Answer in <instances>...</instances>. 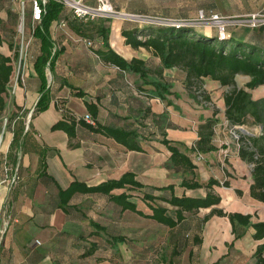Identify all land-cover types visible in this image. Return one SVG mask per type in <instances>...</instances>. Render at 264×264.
Returning <instances> with one entry per match:
<instances>
[{
    "label": "crops",
    "instance_id": "1",
    "mask_svg": "<svg viewBox=\"0 0 264 264\" xmlns=\"http://www.w3.org/2000/svg\"><path fill=\"white\" fill-rule=\"evenodd\" d=\"M7 7V0H2L0 23L6 21L7 15L6 18L4 15L7 14ZM62 22L64 19L55 20L51 25L52 52L59 53L53 70L49 67L46 69L52 99L47 109L31 118L32 127L19 153L22 178L13 190L11 210L5 215V219L9 218V225L0 244V264H151L153 248L157 247L160 240L152 239L150 227L140 236L141 231L133 232L128 227L111 230L97 219L113 215V211L137 212L122 209L119 203L101 192H77L62 208L58 205V185L66 188L72 181L78 180L87 186H96L109 180H118L125 173L132 172L144 187H134L128 183L123 188L113 189L111 193L118 195L126 192L129 200L136 202L138 209L146 214L152 213L143 198L147 192L157 196L154 203L159 204L158 199H161L159 205L172 208L174 212V207L161 198H169L172 192L166 188L159 189L161 186L173 185L177 195L206 196L209 187H185L181 184L184 177L166 166L171 151L162 141L165 135L161 133L153 114H165L164 120L169 123L165 127L167 139L190 147L199 138V124L212 117L214 107H217L218 122L213 143L219 149L200 152L201 158L197 157L196 152H188L196 168L194 171L183 167L177 170L188 172L190 180L204 183L210 178L222 182L228 179L229 186L213 185V191L221 196L220 203L215 206L225 212L251 214L252 222L264 221V202L250 194L252 165L239 157V143L231 139L233 131L225 115L224 100V94L230 86L206 78L203 82L205 93L211 99L212 94L218 92L220 99L203 103L184 94L187 89L186 73L182 69L178 68L182 74L174 77L165 68L163 76L170 80L173 87L167 95L168 100H163L153 94L150 84H144V89H139L142 85L139 75L104 66L103 60H96L86 38ZM109 24L111 44L121 55L128 59L140 57L154 66L151 58L142 57L137 54V49L125 43L122 30L136 24L135 21L110 19ZM196 29L207 35H215V29L211 27ZM22 30L24 34L25 28ZM67 30L70 33L63 34ZM259 33L257 28L242 25L230 30L233 39L263 46ZM29 37L25 76L18 83L11 80L13 94L6 98V108L32 115L40 97L41 80L35 61L41 53V42L33 31ZM241 75L236 76L239 87L245 84L239 83L238 77ZM243 76L247 78L245 82L250 79L248 75ZM70 85L83 88L86 95L76 96L75 89ZM176 93L180 96H176ZM253 95L262 96L264 90ZM86 101L97 106V123L138 130V142L143 149H130L114 137L82 125L72 137L63 129L52 128L59 120L69 117L65 115L62 103L73 116L78 117L90 113ZM158 116L156 119H160ZM28 128L25 127L26 130ZM11 142L12 138L9 137L8 147ZM223 143L232 144L222 147ZM41 152L44 158L42 166ZM227 172L233 176H228ZM137 199L146 204L150 211L142 208ZM211 208L201 207L195 212L185 213V218L174 227L163 224L170 229L181 230L183 234V223L192 222L187 232V246L184 247L188 251L182 260H171L170 263L160 260L158 264H257L255 252L264 243V238L254 237L255 227L237 223L233 230L229 217L218 214H213L205 221ZM93 221L99 225L93 224ZM236 234L239 236L236 237ZM170 244L175 247L177 241Z\"/></svg>",
    "mask_w": 264,
    "mask_h": 264
},
{
    "label": "trees",
    "instance_id": "2",
    "mask_svg": "<svg viewBox=\"0 0 264 264\" xmlns=\"http://www.w3.org/2000/svg\"><path fill=\"white\" fill-rule=\"evenodd\" d=\"M24 14H26V6ZM60 19H64V22L68 23L74 32L86 38L85 41L88 42L89 49L95 54L96 60H103L104 66H113L121 71L139 75L142 81L139 89H144V84H150L153 86V94L160 98L167 94L172 85L161 79L165 68L177 67L182 69L186 73L185 83L189 90L202 89L206 78L218 80L222 85L230 86V89L224 94L225 115L229 125L234 127L253 123L260 126V133H244L238 128L236 130L239 134L237 138L239 157L252 165L250 194L252 197L264 202V95L254 97L251 91V89L264 85V45L249 44L231 37L221 38L217 35H207L196 28L186 26L153 23L139 26L138 22H135L136 24H131L129 28L123 29L122 34L125 37L126 44L135 49L143 47L160 58V66L155 67L149 65L147 60L140 57L128 59L112 46L110 40V18L80 19L75 17L71 11L68 12L67 7L63 3L56 0H48L44 4L41 19L34 24L33 28V34L41 42V53L35 61V68L41 84L39 87L40 97L32 117L34 114L47 109L52 99L51 88L47 85L46 69L49 67L53 70L59 55L56 51L52 52L54 45L51 25L55 20ZM262 26L264 25L259 27ZM3 43L4 36L0 30V47ZM14 57H19V50L15 51ZM14 57L4 53L0 48V116L6 108V97L14 71ZM238 74L250 77L244 86L239 87L237 85L236 76ZM70 87L75 89L74 94L76 96L84 97L86 95V91L83 88H76L73 85H70ZM205 98L209 99V96L206 94ZM85 103L93 116L94 123H90L82 117L78 119L73 116L70 109L62 103L63 111L69 117L67 120H59L52 128L63 129L72 137L75 136L77 128L82 125L96 132L114 137L130 149H143L138 142V130L97 123L95 120L98 115L97 106L93 102L86 101ZM218 112L219 109H214V115L199 124V138L190 147L167 139L165 127L169 123L164 120L165 114L159 115L161 116L160 119H156L158 114H153V119L159 124L161 133L165 135L162 141L171 151V155L166 162L168 168L177 170L183 167L186 170L194 171L196 164L188 152L204 153L217 149V146L213 143V137L215 126L218 122V117L216 116ZM24 114L25 112L22 114L20 110L14 111L9 117V123L17 122L18 118L21 119ZM160 121L164 123L160 125ZM25 127L24 122H20L16 128L14 127V136L10 145L12 149L15 150L18 146L22 147L24 145L29 129L32 127L31 122L27 130ZM11 156L12 161L15 162L17 156L14 154H11ZM43 160L41 152V166L44 165ZM128 183L134 187H144L141 182L135 179V175L132 172L125 173L118 180H109L96 186H87L78 180L72 181L66 188L58 185V205L64 208L77 192H101L109 195L114 202L119 203L122 209H130L170 227L178 225L185 218V213L187 212H195L201 207H212L210 213L205 216V221L213 214L228 216L233 225V230H235L237 223L246 226L252 225L256 230L254 237L257 239L264 238V221L252 222L251 214L225 212L222 208L215 206L220 203L221 196L213 191V185L229 186L230 181L228 179L222 182L218 179L210 178L206 183L188 178L182 180L181 184L188 188L209 187L210 190L203 197L186 194L177 195L173 191V185L158 187L159 189L166 188L171 190L172 195L169 198H161L174 207L173 214L169 212V208L153 202L157 198L153 193L147 192L143 197L152 209L151 214H146L138 209L137 203L130 201L129 194L126 192L118 195L111 193L113 189L123 188ZM239 192L241 191L239 190ZM93 224L99 225L95 221H93ZM238 236L236 234V237ZM255 256L257 264H264V243L258 246Z\"/></svg>",
    "mask_w": 264,
    "mask_h": 264
},
{
    "label": "rangeland",
    "instance_id": "3",
    "mask_svg": "<svg viewBox=\"0 0 264 264\" xmlns=\"http://www.w3.org/2000/svg\"><path fill=\"white\" fill-rule=\"evenodd\" d=\"M113 4L114 8L120 12L130 13L128 15L129 18H131L132 22L137 21L143 25L147 24H157L156 21H161L162 18H189L193 20H197L195 24L197 26H191L192 28H200V29H206V28H213L209 21H198L199 15L202 13H205L206 15L210 14L211 12H218L223 15L228 16H241V15H247L254 12H260L261 14H264V0H110ZM85 4L95 6L98 3V0H83ZM0 4H2V0H0ZM26 5V14H23L22 7L19 2H16L15 0H7V14L4 15V18H6V21L3 23H0V30L4 36V43L0 47L1 50L14 57L15 51L21 50L22 44H26L29 40V34H31L32 30V8H31V0H28ZM67 11L70 12L69 8H67ZM121 15L116 18H110L118 20L119 18H122ZM64 25H68L66 22H62ZM237 26L241 25H230L229 31L231 29L236 28ZM23 27L25 28V33H22ZM257 30H260L259 35H261V40L264 44V26L262 27H255ZM70 29V27H69ZM70 33V31L67 30V32L63 31V34ZM260 37V36H259ZM137 54L141 55L144 58H151L150 60L154 64L155 67L160 66V58L155 55H150V51L145 48H139L137 49ZM18 59L14 57V71L12 74V81L15 83L17 82V72H18ZM166 72H170L173 74V76H180L182 74V71L178 68H172L166 69ZM165 82H170V80L166 79L165 76L161 78ZM239 83H246L245 80H247L246 76H239L238 77ZM20 81V80H18ZM172 84V83H171ZM245 85V84H244ZM173 87V84L171 85V88ZM179 88V86L177 85ZM171 88L167 92L165 96H163V100H168L167 95L171 93ZM184 94L191 96L194 100L201 101L203 103H209L210 100H219L218 92L215 94H212L211 99L205 98V89L202 88L200 90H189L185 89ZM264 90V85H261L257 88L251 89L253 91L252 93H258ZM13 94V87L10 85L7 97L9 95ZM176 96H180L179 93H176ZM6 97V98H7ZM208 100V101H207ZM214 109H218L217 107H214ZM14 109L9 110L8 108H5L3 113L0 116V132H3V141H2V147L0 149V177L3 178L6 174V170L4 167V160H7V166L9 174L7 180L3 183H0V224H3V220L5 219V215L8 214V212L11 210V201H12V193L16 186L21 182L22 178V168L21 164L18 160L19 153L21 151V147H17L15 150L12 149L9 145L7 146V139L11 137L13 139L14 136V127L16 128L20 122H24L26 128L27 124H29L32 121V115L30 116V113L24 114V116L21 117V119L18 118V121H13L12 124L9 123V117L14 113ZM159 116L158 118H160ZM164 122L160 121V125H162ZM159 125V124H158ZM160 128V127H159ZM238 128L241 132L247 133V131H250L252 133H260V126L253 124V123H246L244 125L234 126L232 127V137L231 139L237 140L238 138V132L236 130ZM243 128V129H242ZM231 135V134H230ZM232 143L226 144L223 143L222 147L229 146ZM217 146V145H216ZM217 149H219V146H217ZM216 149V150H217ZM14 150V151H13ZM11 154L17 156L16 161H12ZM19 162L18 167V182L13 183L12 177L16 170V164ZM15 166V167H14ZM12 168V169H10ZM175 174L181 175V177L188 178L187 174L188 172L184 170H174ZM227 175L229 176V173L227 172ZM233 176V175H231ZM136 194H139L138 191H135ZM138 203L142 208H144L147 212H149V208L141 202V200L137 199ZM161 204L162 200L158 199ZM170 209V213H174L172 208ZM191 215V214H189ZM98 220H100L105 225H108L110 229L112 230L115 227L118 228H127L131 229V231H141L140 236L144 235V232L147 231V228H151V237L152 239H156L157 241L160 240V243L157 245L156 248H153V254L151 258V264H158L160 260L163 262L170 263L171 260H179L181 261L184 257V253L186 254L188 249H184V247L187 246V232L189 230V226L192 224V222L187 221L183 223L182 225L185 229V232L182 234L181 230L177 229H170L167 226L160 224L156 222L154 219L149 217H144L138 213H133L130 211L121 212V211H113L112 214L104 215L102 217H98ZM181 232V234H180ZM132 236H134V233H132ZM136 236V234H135ZM137 237V236H136ZM143 239V238H142ZM141 239V240H142ZM177 241V244L175 247L170 244V242ZM143 251V250H142ZM143 252H146L144 250Z\"/></svg>",
    "mask_w": 264,
    "mask_h": 264
},
{
    "label": "built area",
    "instance_id": "4",
    "mask_svg": "<svg viewBox=\"0 0 264 264\" xmlns=\"http://www.w3.org/2000/svg\"><path fill=\"white\" fill-rule=\"evenodd\" d=\"M47 1L48 0H31L32 2V21H33L32 30L34 28V24L41 19L42 13L44 11V4ZM56 1L63 3L67 8H69V10L72 12V14L75 17L80 18V19L99 18V17L116 18L121 15H124L122 16V18L131 19L128 17L130 13L120 12L116 10L110 0H98L97 5L95 6L85 4L83 0H56ZM16 2L20 3L23 14H24V9L26 5L25 3H27V0H16ZM167 19L168 18L160 19L161 20L160 23L172 24L174 26H183V27L185 25L193 23L191 20H188V19H185V20H172V19L167 20ZM200 20L209 21L211 25L218 28L219 33L221 35H225V30L230 25H242V26H249L252 28L264 25V14H261L260 12H254L251 14L241 15V16H228V15L220 14L218 12H211L208 15L201 12V14L199 15L198 21ZM221 38H226V37H221ZM18 58L19 59H18L17 83L19 82L18 80L24 79V76H25L24 66H25L26 59L28 58V42L26 44H22V48L19 51ZM81 117L90 123H94L93 116L90 113H86L83 116H78L77 118L79 119ZM196 154L198 158L202 157V154L200 152ZM4 167L6 170V174L2 178L0 183L5 182L9 176V174L7 173L8 166H7L6 159L4 160ZM18 167H19V162L18 164H16V170L12 177L13 183L18 182V172H17ZM8 225H9V218L4 219L3 224H0V244L3 239V234L6 231ZM37 242L39 241L37 240Z\"/></svg>",
    "mask_w": 264,
    "mask_h": 264
},
{
    "label": "water",
    "instance_id": "5",
    "mask_svg": "<svg viewBox=\"0 0 264 264\" xmlns=\"http://www.w3.org/2000/svg\"><path fill=\"white\" fill-rule=\"evenodd\" d=\"M185 20V19H188V20H191L193 23L192 24H188V25H185L186 27H191V26H197V24H195L196 23V21L195 20H193V19H189V18H180V19H175V18H168L167 20ZM137 22V21H136ZM156 23L157 24H162V23H160L159 21H156ZM138 25L139 26H143V24H141V23H139L138 22ZM162 25H172V24H162ZM174 26V25H173ZM212 27H215V26H213V25H211ZM198 27V26H197ZM215 35H217V36H220V37H231V34H230V31H229V27H227V29L225 30V35H221L220 33H219V30H218V28L217 27H215ZM30 116H31V113H30ZM243 129V128H242ZM246 132H249V133H251L250 131H247L246 130Z\"/></svg>",
    "mask_w": 264,
    "mask_h": 264
},
{
    "label": "bare ground",
    "instance_id": "6",
    "mask_svg": "<svg viewBox=\"0 0 264 264\" xmlns=\"http://www.w3.org/2000/svg\"><path fill=\"white\" fill-rule=\"evenodd\" d=\"M2 141H3V132H0V149L2 147Z\"/></svg>",
    "mask_w": 264,
    "mask_h": 264
}]
</instances>
